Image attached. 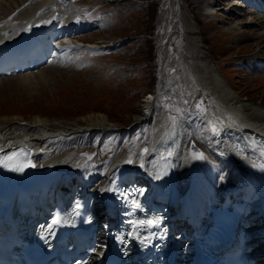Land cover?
Instances as JSON below:
<instances>
[{
    "label": "bare ground",
    "instance_id": "obj_1",
    "mask_svg": "<svg viewBox=\"0 0 264 264\" xmlns=\"http://www.w3.org/2000/svg\"><path fill=\"white\" fill-rule=\"evenodd\" d=\"M40 1L22 9L16 16L7 11L8 18L5 16L0 22V45L17 38L32 24L42 23L40 38L53 49V45L56 44L55 37L75 28L72 25H62L64 14L76 6L73 0ZM2 4L0 3V10L5 13L6 8L3 9ZM237 4L238 2L234 1L229 6V11L235 10ZM209 6L211 7L207 8L208 14L213 15L218 5L210 3ZM231 14L237 15L233 11ZM242 15L243 13L239 14ZM252 18L242 21L238 27L256 26ZM92 25L89 20H81L76 29H86ZM262 35L264 34L260 36ZM66 40L67 42L58 49H53V56L56 57L54 63L61 60L73 46L74 40ZM186 47V40L180 34L170 49L172 52L167 48L171 53L166 50V54L170 53L168 56L171 61L169 60L166 77L161 81L159 91V94L165 93L166 102H163L159 115L154 117L152 106L155 99L152 96V102L150 100L145 102L142 110L144 117L137 121L138 124L143 122L152 124V136L133 140L134 153L126 157L120 155L112 168L113 171L103 177L101 185H97V182L102 178L100 169L103 168V163L98 154L106 143L103 140L104 133L119 130L112 125L106 115L93 114L68 125L41 116H36L28 122L20 117L4 119L7 127H14L18 121L22 122L24 127L21 129L23 133L18 132L14 137L15 142L0 143V151L20 147L21 152H24L30 146H34L35 152L32 154L34 163L53 169L54 184H71L76 180L83 189L97 190L98 194L104 197L110 216L124 210V193L118 184L122 172L136 168L139 182L149 187V191L142 195V203L139 205L140 212L144 215L152 198L163 189L161 165L165 160L171 159L177 169L176 206L183 214L190 215L191 219L188 224L185 222L183 225L174 226L183 235L180 246H187L189 242L193 243L203 233L210 231L224 234V230L227 231L228 228L231 236L244 244L250 260L254 261L256 258L254 245L245 243L249 236L246 217L253 210L264 216V168L261 167L264 165V156L261 155L264 151V138L256 136L257 133L264 134V109L260 105L243 102L240 94L224 81L214 67L199 66L187 58ZM246 62L254 69L264 70V61L253 59ZM54 63L36 72L2 78L0 84L13 81L34 87L36 76H45L50 65ZM178 98H181V104ZM81 133L83 136L77 138L76 136ZM87 133H91L92 136L89 144L83 142V138H87L84 134ZM48 134H52L50 143L56 140L55 147H49V143L44 142L42 137ZM33 135L40 136L35 139L37 148L31 143L32 140H28ZM190 142L210 150L221 167L218 178L220 183L212 190L211 178L206 177L209 174L205 173V178L200 180L203 195L198 193L194 185L200 167L196 163V158L186 150V145ZM190 168H192L189 173L191 175L188 174L190 178L183 182L186 187L182 190L181 173L183 169ZM206 184L209 185V189L205 188ZM227 197L232 201L224 202ZM234 205L239 206L238 210L231 209ZM109 223L103 224L102 228L109 231L115 220L113 224ZM181 260L187 262L189 258L181 252Z\"/></svg>",
    "mask_w": 264,
    "mask_h": 264
},
{
    "label": "rangeland",
    "instance_id": "obj_2",
    "mask_svg": "<svg viewBox=\"0 0 264 264\" xmlns=\"http://www.w3.org/2000/svg\"><path fill=\"white\" fill-rule=\"evenodd\" d=\"M73 1L84 8L77 19L89 18L95 25L94 31L81 38L84 44L90 46L71 47L64 58L50 65L45 76H36L34 87L13 81L0 84L1 144L15 142L14 137L18 132L23 133L21 129L24 127L18 121L14 127L8 128L4 119L20 117L28 122L41 116L68 125L93 114L106 115L119 130L104 133L106 143L98 154L103 163L100 169L102 178L97 182L101 185L103 177L113 171L120 155L126 157L134 153L133 140L152 136L153 125L149 122L138 124L137 121L144 117L142 110L145 102H152V96L155 99L152 106L154 117L159 115L166 102L165 93L159 94L161 81L165 79L171 61L168 56L172 52L170 49L180 34L186 40L187 58L199 66L214 67L224 81L240 94L243 102L260 105L264 109V72L247 69L246 62L253 59L264 61V35L260 36L264 34V19L248 17L246 12L237 9H230L237 15L224 12L229 11L224 0H215L222 3L217 8L222 7L224 11L218 9V14L213 15L207 14V4L214 0ZM39 2L1 1L6 12L0 10V22L7 16V11L16 16L22 9ZM241 13L243 15L239 16ZM250 18L255 20L256 26L238 27L239 23ZM166 50L170 53L166 54ZM178 102L182 103L181 98ZM91 133L84 134L87 138L82 141L86 144L91 142ZM81 135L83 133L76 137L81 138ZM38 137L33 135L28 140L36 145ZM50 137L52 134L42 138L49 143V147H55L56 140L50 143ZM186 148L200 167L194 185L203 195L199 174L203 178L205 173L209 174L206 177L210 176V183L212 180L216 186L220 183V163L204 147L198 146L199 151L195 152L190 142ZM194 153H203L204 158H198ZM191 170L183 169L181 173L182 190ZM205 186L206 189L209 187ZM103 203L100 196L98 209L101 212L104 210ZM101 215L105 217L102 220L108 219L104 212ZM247 219L249 242L254 246L256 244L255 253L264 256V218L253 210Z\"/></svg>",
    "mask_w": 264,
    "mask_h": 264
},
{
    "label": "snow or ice",
    "instance_id": "obj_3",
    "mask_svg": "<svg viewBox=\"0 0 264 264\" xmlns=\"http://www.w3.org/2000/svg\"><path fill=\"white\" fill-rule=\"evenodd\" d=\"M194 155H196L198 158H204V157H203V153H194ZM261 155L264 156V151L261 152ZM4 159H5V161H6V160H9V159H11V158H10V157H5ZM3 166L7 167L8 165L5 163V164H3ZM261 167L264 168V165H261ZM12 170H13V171H20V170H22V167L18 166L17 168H13ZM152 223H153V222H151V221L148 222V224H150V225H151Z\"/></svg>",
    "mask_w": 264,
    "mask_h": 264
},
{
    "label": "water",
    "instance_id": "obj_4",
    "mask_svg": "<svg viewBox=\"0 0 264 264\" xmlns=\"http://www.w3.org/2000/svg\"><path fill=\"white\" fill-rule=\"evenodd\" d=\"M191 148H192V150H194L195 152H198L199 151V148H198V146L195 144V143H191Z\"/></svg>",
    "mask_w": 264,
    "mask_h": 264
}]
</instances>
